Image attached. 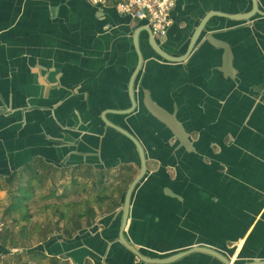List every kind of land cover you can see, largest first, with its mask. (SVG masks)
Masks as SVG:
<instances>
[{
  "label": "crops",
  "instance_id": "0c3cea01",
  "mask_svg": "<svg viewBox=\"0 0 264 264\" xmlns=\"http://www.w3.org/2000/svg\"><path fill=\"white\" fill-rule=\"evenodd\" d=\"M252 9V0H177L157 41L183 60L171 62L114 0H0V184L36 164L131 184L141 160L125 131L147 159L131 245L149 259L208 247L235 264L264 262V17L237 18ZM147 95L176 116L190 149L149 112ZM119 208L30 250L68 264H145L120 242ZM172 264L223 263L195 253Z\"/></svg>",
  "mask_w": 264,
  "mask_h": 264
},
{
  "label": "rangeland",
  "instance_id": "374dc122",
  "mask_svg": "<svg viewBox=\"0 0 264 264\" xmlns=\"http://www.w3.org/2000/svg\"><path fill=\"white\" fill-rule=\"evenodd\" d=\"M44 172H47V175ZM40 173L38 177L34 178L32 175L24 174L22 176L19 174L13 178L12 182L1 181L0 236L8 233L17 235L21 226L25 225V223L17 224L15 221L19 217L17 213H14L13 216L8 214L11 204L21 198L25 190L33 193L30 199L24 200L25 205L28 206L27 212L31 216L29 225H40V231L47 230L49 225L53 228L63 229L66 226V219L61 218V212H68L72 208L78 209L83 204L87 206L86 201L93 200L98 195V187L94 188L93 185L100 177L93 171L89 173L87 169L76 171L48 169V171L42 170ZM104 185L113 189L116 182L109 178L107 182H104ZM85 205L81 208H84ZM39 242H42L40 234H34L26 244L33 245L34 250H39L41 247ZM22 249L11 250L8 255L1 252L3 255H0V264H54L48 258L29 259L25 247ZM47 257L53 258L48 253ZM62 264L67 263L63 262Z\"/></svg>",
  "mask_w": 264,
  "mask_h": 264
},
{
  "label": "trees",
  "instance_id": "16d2710c",
  "mask_svg": "<svg viewBox=\"0 0 264 264\" xmlns=\"http://www.w3.org/2000/svg\"><path fill=\"white\" fill-rule=\"evenodd\" d=\"M48 169H52L44 164H36L30 167L24 168L23 171H21L20 174L22 176L24 174L32 175V178L38 177L41 173V171H48ZM58 170V169H54ZM81 169H64L61 171H76ZM89 173H92L93 170L87 169ZM95 172V174L99 175V179L94 182V188L98 187V195L93 200H87L86 204L81 205L85 207L84 208H78V209H71L68 212H61V218L66 219V226L61 229L60 227L53 228L51 225H49L48 229L45 231H40L41 227L40 225L34 224L29 225L31 221V216H29L27 212V205H25L26 202L24 200L30 199L33 194L30 191H23V196L16 201H14L8 211V214L10 216H13L14 213H17L19 215L18 219L15 220L17 224L19 223H25V225H22L20 228V231L15 234L8 233L4 236H0V255L3 254H9L11 253V250H23L22 248L25 247L26 252H28L29 259H40L45 258L49 259L54 264H62L63 262L67 263L66 261H63L58 258H49L44 253L39 251H32V247L30 244H26L28 241L32 239V236L34 234H40L41 241H47L53 234H61L67 238H72L74 235H76L79 231L83 230L84 228L91 227L94 225L100 215L109 214L116 210V208H119L122 206L126 194V190L131 182V178L128 180L123 179V175L121 176H115L112 174H108L107 172L100 171ZM47 175V172H44ZM19 175V174H18ZM17 175H14L10 178H7V182H12L13 178H15ZM111 178L112 181L116 182L115 187L108 188L106 185H104V182ZM105 179V180H104ZM89 181V179H86ZM1 189V185H0ZM120 194H122V203H121V197ZM15 200V198H14ZM24 202V203H23ZM24 207V208H23ZM78 207L77 205L75 206ZM100 214V215H99ZM24 243V244H23ZM29 250V251H28ZM3 254H2V253Z\"/></svg>",
  "mask_w": 264,
  "mask_h": 264
},
{
  "label": "water",
  "instance_id": "95a60500",
  "mask_svg": "<svg viewBox=\"0 0 264 264\" xmlns=\"http://www.w3.org/2000/svg\"><path fill=\"white\" fill-rule=\"evenodd\" d=\"M253 3V9L250 13L245 14V15H239L237 16L238 19L240 20H244V21H250L254 18H256L257 16L261 15L264 17V13L260 10L259 7V3L258 0H252ZM150 33L151 30L149 29ZM158 40H156L151 33V45L153 47V49L155 50V52L162 58L171 61V62H180L183 61L179 58H172L169 55H167L165 52H163V50L161 49V47L159 46ZM139 46L137 45V51L139 53V57H140V63H139V67L138 70L136 71L137 73L135 74V76L133 77L132 81H131V100L133 103V108L134 106H137L136 100H135V96H134V83H135V78L137 76V74L139 73L140 69H141V65L143 63V57L142 54L138 48ZM230 52H229V57H230ZM229 61L231 62V58H229ZM144 104L147 107V109L149 110V112L156 117V119H158L160 122H162L163 124H165L172 132L173 134L176 136V138L183 143V146L186 147V149H190L191 146V141H190V137L187 134V132L185 131V128L183 127V125L178 121V119L176 118V116L174 114H170L169 112H167L166 110H164L163 108H161L159 105H157L153 99L151 98V96L147 95L145 97L144 100ZM134 111V109H132ZM122 132V130H121ZM122 133H124V135L131 140L134 145L137 147L139 155H140V160H141V169H140V173L139 175L133 180V182L130 184L128 190L126 191L125 194V198H124V202L121 208H119V210L117 211V213L115 215H121L122 216V226H121V235H120V242L121 244L127 249L129 250L136 258H138L141 262L145 263V264H172L175 262H178L179 260L185 258L186 256H189L191 254H195V253H204V254H208L211 255L212 257L216 258L217 260H219L220 262H222L223 264H235V261L231 260L230 258H228L227 256H224L216 251H214L213 249H210L208 247H195L189 251L183 252V253H179L177 255L168 257V258H164V259H149L147 257H145L138 249L137 247L131 245L126 237H125V230L127 229L128 226V221H129V217H130V210H131V203H132V197L133 194L137 188V186L140 184V182L144 179L146 173H147V159H146V154H145V150L143 149L141 143L130 133L123 131ZM250 264H264V262H254V263H250Z\"/></svg>",
  "mask_w": 264,
  "mask_h": 264
},
{
  "label": "built area",
  "instance_id": "2783aa9c",
  "mask_svg": "<svg viewBox=\"0 0 264 264\" xmlns=\"http://www.w3.org/2000/svg\"><path fill=\"white\" fill-rule=\"evenodd\" d=\"M93 5H107L111 0H87ZM177 0H114L117 12L135 22H142L156 40L163 41L172 25L171 14Z\"/></svg>",
  "mask_w": 264,
  "mask_h": 264
},
{
  "label": "flooded vegetation",
  "instance_id": "af4514ba",
  "mask_svg": "<svg viewBox=\"0 0 264 264\" xmlns=\"http://www.w3.org/2000/svg\"><path fill=\"white\" fill-rule=\"evenodd\" d=\"M1 247V246H0Z\"/></svg>",
  "mask_w": 264,
  "mask_h": 264
}]
</instances>
